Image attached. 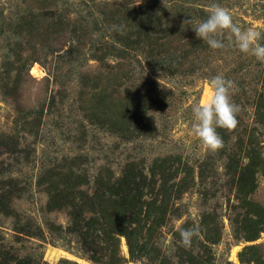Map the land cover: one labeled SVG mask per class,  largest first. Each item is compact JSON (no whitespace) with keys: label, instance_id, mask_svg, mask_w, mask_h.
<instances>
[{"label":"rangeland","instance_id":"374dc122","mask_svg":"<svg viewBox=\"0 0 264 264\" xmlns=\"http://www.w3.org/2000/svg\"><path fill=\"white\" fill-rule=\"evenodd\" d=\"M211 3L264 44V0H0V264H264V62L182 30ZM217 74L239 112L213 152L191 109Z\"/></svg>","mask_w":264,"mask_h":264},{"label":"clouds","instance_id":"9594fccd","mask_svg":"<svg viewBox=\"0 0 264 264\" xmlns=\"http://www.w3.org/2000/svg\"><path fill=\"white\" fill-rule=\"evenodd\" d=\"M207 19L198 20L190 16L182 23L195 25L193 29L198 39L206 42L212 49H222L226 46L220 37L227 32V41L233 43L240 52L250 54L257 60L264 62V44H261V33L252 29H243L233 22L230 11L218 3L207 6ZM208 96L203 101L192 106V134L210 151L223 148L224 141L217 133V128L232 130L237 127V113L239 106L231 99L230 90L235 85L222 74H217L207 81ZM198 235L194 229L180 231L181 244L191 247L193 238ZM90 264V262H89Z\"/></svg>","mask_w":264,"mask_h":264},{"label":"trees","instance_id":"16d2710c","mask_svg":"<svg viewBox=\"0 0 264 264\" xmlns=\"http://www.w3.org/2000/svg\"><path fill=\"white\" fill-rule=\"evenodd\" d=\"M175 2H177V1H175ZM180 1H178V3H179ZM188 3V2H187ZM133 6V5H132ZM131 6V10L129 9V11H131V12H133V13H137L136 15H139V14H141V15H143L144 17H146L147 19H149V21L151 22V20H153V22H151V24L152 25H154V26H156L157 28H160L158 31H160L162 34H163V38L164 37H166V34H165V32H167V27H164V28H161L160 27V24H161V20H160V17L156 14V13H154L153 12V10L151 9V8H149V6H145L144 7V9L141 7V9L143 10V11H141V12H139V8L138 7H132ZM123 7H125L126 8V6H123ZM138 11V12H137ZM148 39H149V41H148ZM153 39L154 38H146L144 41H143V46H141L140 47V51L141 52H144V56H143V60H144V62H145V64H146V66L148 67V68H150V66H151V63H152V58H155L157 55L156 54H154L153 53V51L154 50H156V47H155V44L154 43H152L151 41H153ZM195 41V40H194ZM197 42H199L198 40H196ZM122 43H123V41H121ZM124 44V43H123ZM121 45V44H120ZM126 46V45H125ZM125 46H123V48H122V50H127L126 48L127 47H125ZM196 46V45H195ZM195 46H193V48H195ZM198 46V45H197ZM158 54V53H157ZM158 57V56H157ZM152 84H153V82H152ZM150 86H151V83H150ZM154 86V85H153ZM152 86V87H153ZM149 90H151V89H148L147 90V92L146 91H144V92H146V93H144L141 97H139L137 94H138V92H134V99H135V101H134V105H136L138 108H140V102H141V98L142 97H146V96H148V91ZM137 108V109H138ZM255 108L256 109H260V110H264V107L262 106V104L261 103H255ZM249 152V151H248ZM248 152H246L247 154H248ZM243 157V156H242ZM241 157V158H242ZM244 159H246L247 160V163H246V165L245 164H243V165H236L235 166V168L232 170V172H231V174H232V176L230 177V179H238V183L240 184V186H241V184H243V182H245V183H247L248 185H250V183H252V180H253V178H252V169L250 168V164H249V159H248V156L246 157V156H244ZM245 165V166H244ZM244 166V167H243ZM241 167H243V168H241ZM248 185L246 186V188H248ZM116 226V225H115ZM118 228H123L121 225H118L117 226ZM119 234L120 235H122V236H124V237H127V235H126V233H125V231L123 230V231H121V232H119ZM252 238H254V237H245V236H243L241 239L242 240H244V241H249V240H251ZM247 248H243V250H242V252H240L239 254H238V259H239V261L240 262H242V263H244L245 261L243 260V258L241 257V254L243 253V251H245ZM86 256H88V255H86ZM88 258L90 259V260H93V259H95L94 257H90V256H88Z\"/></svg>","mask_w":264,"mask_h":264}]
</instances>
